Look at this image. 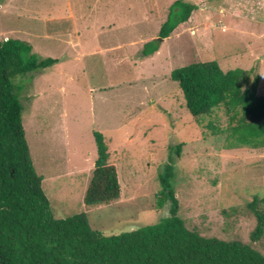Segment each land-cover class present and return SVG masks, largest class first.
<instances>
[{"label": "rangeland", "instance_id": "374dc122", "mask_svg": "<svg viewBox=\"0 0 264 264\" xmlns=\"http://www.w3.org/2000/svg\"><path fill=\"white\" fill-rule=\"evenodd\" d=\"M176 1L0 2L1 40H22L39 59L61 62L14 80L36 171L56 219L86 213L94 230L113 236L169 217L160 174L172 163L186 227L264 255V236L250 237L258 224L250 205L264 200V148H228L227 135H215L206 116L194 118L171 79L176 69L216 61L224 72L253 70L264 96V0H182L199 7L193 22L161 39ZM152 40L159 51L145 58ZM217 112L226 129L228 117ZM95 132L106 139L122 192L109 205L88 207ZM258 207L264 211V203Z\"/></svg>", "mask_w": 264, "mask_h": 264}, {"label": "trees", "instance_id": "16d2710c", "mask_svg": "<svg viewBox=\"0 0 264 264\" xmlns=\"http://www.w3.org/2000/svg\"><path fill=\"white\" fill-rule=\"evenodd\" d=\"M5 0H0L3 2ZM199 7L182 0L171 7L159 37L167 39L193 22ZM160 41L144 45L146 58L159 51ZM39 59L22 40L0 39V264H264V255L250 244L205 238L190 231L179 216L174 191L175 165L160 174L162 195L170 215L145 228L106 236L94 230L86 213L58 220L36 171L23 124L24 105L14 80L60 64ZM253 70L224 72L218 62L195 63L171 73L179 84L188 111L205 117L215 135H227L228 148H264V96L258 95L260 76ZM228 117L218 125L219 112ZM217 112V113H215ZM98 158L86 194V206L109 205L121 198L118 168L110 163L103 134L95 132ZM182 146L176 151L180 154ZM255 197L251 209L258 224L250 235L257 243L264 236V211Z\"/></svg>", "mask_w": 264, "mask_h": 264}, {"label": "crops", "instance_id": "0c3cea01", "mask_svg": "<svg viewBox=\"0 0 264 264\" xmlns=\"http://www.w3.org/2000/svg\"><path fill=\"white\" fill-rule=\"evenodd\" d=\"M145 43H146V42H145ZM145 43H144V44H145ZM55 67H56V66H55Z\"/></svg>", "mask_w": 264, "mask_h": 264}]
</instances>
